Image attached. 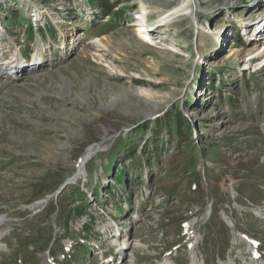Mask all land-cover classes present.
<instances>
[{
  "label": "rangeland",
  "instance_id": "374dc122",
  "mask_svg": "<svg viewBox=\"0 0 264 264\" xmlns=\"http://www.w3.org/2000/svg\"><path fill=\"white\" fill-rule=\"evenodd\" d=\"M163 1L0 0V264H264V0Z\"/></svg>",
  "mask_w": 264,
  "mask_h": 264
},
{
  "label": "bare ground",
  "instance_id": "6f19581e",
  "mask_svg": "<svg viewBox=\"0 0 264 264\" xmlns=\"http://www.w3.org/2000/svg\"><path fill=\"white\" fill-rule=\"evenodd\" d=\"M140 2L143 4L142 6V8H143V12L145 13H148V11H149V6H147L145 3H149V2H146V0H140ZM163 2H167L166 0L165 1H163ZM180 5V4H179ZM177 6H175L171 11H173V10H175V9H177L176 8ZM161 10V9H160ZM150 30H148V33H150L149 32ZM140 32V31H139ZM153 32H151V34H152ZM141 35V34H140ZM62 39V38H61ZM61 41H63V42H65V44H66V41H65V39L63 40H61ZM149 45V44H148ZM61 49H62V47H61ZM41 52V51H40ZM42 53V52H41ZM37 60H40L39 62H44L43 61V59L41 58L40 59V57L39 56H37V55H33L32 56V61H30V63H29V65H37ZM15 65H16V68H17V64L15 63ZM27 64L25 63V64H22V65H20L19 67H21V66H23V67H25ZM37 76V75H36ZM9 88H12V87H8V88H6L5 90L3 89L2 91L0 90V94L1 93H3V95L4 94H6V92L8 91V90H10ZM12 90V89H11ZM56 99V98H55ZM96 148L93 146V147H89L88 149H87V151H86V153L84 154V155H82L80 158H79V160H78V162H77V170L75 171V173L73 174V176L69 179L70 181H75V180H77L81 175H82V173H83V171H84V166H85V164L92 158V156L96 153ZM69 181V182H70ZM41 205H42V202L40 201V202H37V203H35L33 206L34 207H41ZM36 208H34V209H36ZM4 222H6V221H4L1 217H0V227H3V225H4ZM0 238H1V235H0ZM2 249H4V247L2 248ZM1 249V250H2ZM0 250V251H1Z\"/></svg>",
  "mask_w": 264,
  "mask_h": 264
}]
</instances>
